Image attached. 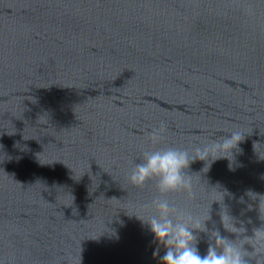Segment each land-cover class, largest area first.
Returning a JSON list of instances; mask_svg holds the SVG:
<instances>
[{"label":"water","instance_id":"1","mask_svg":"<svg viewBox=\"0 0 264 264\" xmlns=\"http://www.w3.org/2000/svg\"><path fill=\"white\" fill-rule=\"evenodd\" d=\"M232 131L231 161L186 170L194 198L129 182L147 151ZM262 177L264 0H0V264H161L137 217L157 196L209 214L204 256L212 231L237 238L222 211L264 223Z\"/></svg>","mask_w":264,"mask_h":264},{"label":"clouds","instance_id":"2","mask_svg":"<svg viewBox=\"0 0 264 264\" xmlns=\"http://www.w3.org/2000/svg\"><path fill=\"white\" fill-rule=\"evenodd\" d=\"M165 132L166 126L162 123L148 135L152 143L157 144L164 139ZM243 139L241 132L232 131L219 139L197 145L191 151L175 147L147 151L141 162L136 163L132 169L129 182L142 187L147 181L154 179L161 196L186 193L189 198H194L192 180L186 172L191 163L196 160L205 161L208 170L217 159L228 158L231 161L228 154L233 155V149H238ZM229 167H232L231 163ZM248 195L253 200L259 198L258 218L264 222V194L249 191ZM152 203L156 210L154 215L148 219L136 216L149 226L155 240L165 247L166 253L160 257L161 264H251L252 260L255 264H264V223L254 227L252 235H242L247 229L237 227L234 218L227 211H222L220 217L223 228L236 234L237 238L229 239L221 236L218 230L212 231L210 238L214 239V243L209 244L206 255L201 256L193 230L207 232L205 221L210 218L209 214L207 218L201 219L177 209L167 199H160L158 196ZM246 244L251 246L252 251L244 247Z\"/></svg>","mask_w":264,"mask_h":264}]
</instances>
